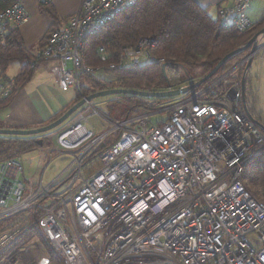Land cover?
Instances as JSON below:
<instances>
[{
  "label": "built area",
  "instance_id": "built-area-1",
  "mask_svg": "<svg viewBox=\"0 0 264 264\" xmlns=\"http://www.w3.org/2000/svg\"><path fill=\"white\" fill-rule=\"evenodd\" d=\"M136 1L81 0L48 36L36 59L51 63L60 91L77 92L80 77L96 71L85 63L86 40ZM253 1L218 0L220 25L250 27L246 11ZM25 20L17 1L0 12V46L7 25ZM150 43L126 47L105 69L159 62L145 48ZM248 56L209 86L152 100L120 123L105 120L110 130L101 135L83 123L85 112L99 113L92 103L82 106L56 137L58 147L77 150L62 184L21 179L22 157L0 162V264H48L42 238L62 264H264V201L240 181L244 165L264 145V131L242 103ZM14 86L0 69V104ZM116 133L98 155L99 167L84 175L85 158Z\"/></svg>",
  "mask_w": 264,
  "mask_h": 264
},
{
  "label": "trees",
  "instance_id": "trees-1",
  "mask_svg": "<svg viewBox=\"0 0 264 264\" xmlns=\"http://www.w3.org/2000/svg\"><path fill=\"white\" fill-rule=\"evenodd\" d=\"M15 1L0 0V12L11 6ZM199 1L137 0L134 5L118 13L85 42V63L96 71L80 77L79 89L71 102L42 126L53 122L72 105L97 91L106 89H133L156 92L177 89L181 85L186 86L187 80L191 77L187 78L184 76L185 74L187 75L196 71L198 72L196 80L202 78L225 55L244 46L256 32L264 27V16L258 21L252 22L251 26L245 30L239 31L233 26L223 27L216 16L213 17L209 14L208 8L200 6ZM39 4L41 7H46L47 5V3ZM45 10L53 20V25L40 41V51L44 47L48 36L53 31L59 29L57 28L58 19L55 13L48 8H45ZM6 28V38L0 46V69L5 73L14 62H18L21 68L14 78V91L6 102L0 104V110L7 107L15 92L19 91L30 81L35 65L42 62L37 61L36 57L25 49L16 28L8 27V25ZM141 39L151 40V43L145 48L148 54L156 60H160L159 62L137 68L125 67L123 70L108 71L105 69L108 65L119 62L123 49L129 46H136ZM99 48H102L101 52ZM249 53L250 49L231 57L200 88L212 84L218 77L225 74ZM162 65H164L163 70ZM242 71L243 69L241 73ZM101 72L109 77L103 78L96 75V73ZM248 74L249 69L245 76L247 110L256 122L264 126V121L256 109V95ZM111 97L122 99L125 104L124 111L117 118H113L109 111V108L113 107L108 106V102L110 101L107 102L108 111L104 114H101L95 108L103 120L111 123H120L125 119L146 111L149 108V102L152 100L161 102L170 100L133 95H115ZM45 134L35 136L0 135V162L20 158L23 156V152L39 147L36 144L39 136H42V144L44 145L46 142L44 140ZM118 136V133L107 136L85 158L82 169L84 175L90 174L99 167L97 161L98 155L111 146ZM56 137L54 138L55 141ZM14 148L15 150L11 151ZM256 151L257 155L244 165L240 181L255 199L264 201V145L258 147ZM64 180L60 183H64ZM41 241L45 254L49 259L48 264H62L61 258L55 254L46 239L42 238Z\"/></svg>",
  "mask_w": 264,
  "mask_h": 264
},
{
  "label": "crops",
  "instance_id": "crops-1",
  "mask_svg": "<svg viewBox=\"0 0 264 264\" xmlns=\"http://www.w3.org/2000/svg\"><path fill=\"white\" fill-rule=\"evenodd\" d=\"M16 1L23 7L26 13V20L18 26L9 24L8 27L17 29L25 49L30 51L35 57L40 51V41L44 38L48 29L53 25V20L50 18L45 8L51 9L55 13L58 19L57 28H61L67 19L78 11L81 3V0H50L46 7H41L36 0ZM202 2H204V0H200L199 4ZM205 8H208V11L210 10V7ZM251 10L250 5L246 14H249V12L252 14ZM263 16L264 9L261 18ZM20 68L21 65L18 67V72ZM5 73L7 74V72ZM15 76L11 77L15 78ZM68 93L69 90L67 92H62L58 88L56 78L51 72L50 62L42 61L37 63L30 81L19 91L15 92L7 107L0 110V128L30 129L42 126L71 102L73 97L69 96ZM258 112L263 119L262 112ZM24 181L30 182L31 184L39 183V181L35 182L31 179Z\"/></svg>",
  "mask_w": 264,
  "mask_h": 264
},
{
  "label": "rangeland",
  "instance_id": "rangeland-1",
  "mask_svg": "<svg viewBox=\"0 0 264 264\" xmlns=\"http://www.w3.org/2000/svg\"><path fill=\"white\" fill-rule=\"evenodd\" d=\"M217 3L218 0H204V2L200 4V6L203 8L210 7V10L208 12L210 15L215 17ZM251 9L252 14H250V12L249 14L247 13V17L251 22H256L261 18V14L264 9V0L254 1L251 4ZM263 45L264 35L259 37L257 48H260ZM19 66L20 65L18 62L12 63L7 71L8 76H15V74L18 72L17 70ZM96 75L103 78L109 77L102 72L96 73ZM248 75L250 77V81L256 95V109L262 112L264 119V49H261L258 54L254 55ZM184 76L187 78L191 77L193 80H196L198 72H191L187 75L185 74ZM75 94L76 92L74 90H69V96L74 97ZM107 102L108 106H113L111 107V109L109 108V111L111 112L113 118H117L124 111L125 104L122 99L111 96L95 99L91 103L94 108L100 111L101 114H104L108 111ZM87 109H89V107H87ZM98 115L94 114L91 110L85 112L83 115V123L88 128L93 129L96 135H101L109 131L110 126L109 124H107V122H105V120L99 117L100 115ZM74 116L75 114L72 117ZM71 118L51 132L46 133L45 136L43 135L45 137L43 138L46 142L42 147H36L22 153L23 157L21 158V163L23 172L21 175V179H31L32 181L38 182L41 177L42 184L46 185L47 183H50L55 179L61 182L70 174L71 171L68 168L73 161V154L76 153L77 150H65L58 147L54 138L57 134L61 133L69 126L72 121ZM156 119L157 117L152 118V122H154ZM40 127L41 126L30 129H37ZM13 150H15V148L11 151Z\"/></svg>",
  "mask_w": 264,
  "mask_h": 264
},
{
  "label": "water",
  "instance_id": "water-1",
  "mask_svg": "<svg viewBox=\"0 0 264 264\" xmlns=\"http://www.w3.org/2000/svg\"><path fill=\"white\" fill-rule=\"evenodd\" d=\"M264 35V27L260 29L258 32H256L249 41L242 47L228 53L225 55L215 66L214 68L207 73L202 78L193 81L190 85L186 87H181L178 89H172V90H162V91H156V92H147V91H141V90H133V89H106L102 91H97L95 93L90 94L87 97L82 98L80 101L72 105L69 109H67L59 118L54 120L53 122L41 126L37 129H13V128H0V135L2 136H35L44 134L47 132H50L57 128L58 126L64 124L69 118L76 113L82 106L85 104L91 103L93 100L107 97V96H115V95H133V96H139V97H145V98H152V99H171L175 98L181 94H184L186 92L192 91L196 88H199L204 82H206L208 79L213 77L217 71L233 56L243 53L246 50L250 49V53L248 56V61L244 67V71L241 76V90H242V103L243 105L246 104L245 100V76L247 73V70L249 69L251 62H252V55L257 50V42L259 37ZM164 69V65H162V70ZM248 117L252 120V122L259 127L262 131H264V126L260 123L256 122V120L248 114ZM36 144L39 147H42V139L36 140Z\"/></svg>",
  "mask_w": 264,
  "mask_h": 264
},
{
  "label": "flooded vegetation",
  "instance_id": "flooded-vegetation-1",
  "mask_svg": "<svg viewBox=\"0 0 264 264\" xmlns=\"http://www.w3.org/2000/svg\"><path fill=\"white\" fill-rule=\"evenodd\" d=\"M41 138H42V136H39V137L37 138V140H38V139H41Z\"/></svg>",
  "mask_w": 264,
  "mask_h": 264
}]
</instances>
